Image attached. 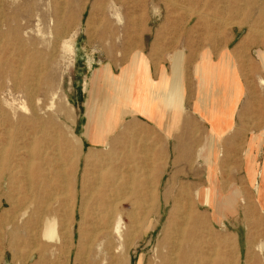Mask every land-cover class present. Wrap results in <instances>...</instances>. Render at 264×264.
Masks as SVG:
<instances>
[{
    "label": "rangeland",
    "instance_id": "374dc122",
    "mask_svg": "<svg viewBox=\"0 0 264 264\" xmlns=\"http://www.w3.org/2000/svg\"><path fill=\"white\" fill-rule=\"evenodd\" d=\"M0 2V198L9 193L16 201L14 210L0 204V264H264V0ZM135 55L151 80H169V68L180 67L177 78L189 91L205 56L213 65L232 62L255 93L263 112L251 126L260 128L249 131L246 123L223 139L217 131L214 180L207 179L210 132L192 106L195 94L183 99L155 82L159 98L176 101L162 105L176 112L165 125L175 128L162 129L123 101L122 82L100 71L106 65L116 78ZM97 133L103 141L85 136ZM107 152L120 236L89 240L94 227L81 202L98 169L103 176L97 160ZM60 157L67 188L58 178ZM229 183L243 195L220 223L195 195L211 189L222 202Z\"/></svg>",
    "mask_w": 264,
    "mask_h": 264
},
{
    "label": "crops",
    "instance_id": "0c3cea01",
    "mask_svg": "<svg viewBox=\"0 0 264 264\" xmlns=\"http://www.w3.org/2000/svg\"><path fill=\"white\" fill-rule=\"evenodd\" d=\"M207 57V56H206ZM208 59V58H207ZM225 61V60H224ZM224 61H221V63L213 65L210 64L213 68L218 67L220 65H222V63H225ZM229 63V62H227ZM230 67H231V71H232V81H231V85L234 86L235 90L233 89V92L230 94H227L226 96L222 95V94H218L216 92H212V93H208V94H203L200 91L206 87L209 89H214V84L213 81H208L207 84L204 85L203 80L201 79L200 76H198V74L196 73V77L199 79V83L198 86L196 88H194V91H189L191 89V87L189 85L184 86L183 82L180 81L179 79V85L178 88H175L173 86H170L169 83L172 81V77L168 80L165 77L161 76L162 78L156 80L153 79L151 80L149 73L146 69V74L141 71V73L143 74V76H138L139 80L141 81V85L138 86H133L132 84L129 85L128 87L125 85L123 86V88L126 90L125 92V97L128 99V95L131 96H139V101H141L140 103H144V101H150L151 103H153V105L151 104V106L153 107L151 110H145L142 107H138L136 105L135 101L132 102H127L124 100L123 98V94H121L120 91L117 92L120 93L122 95V99L124 102H127L131 107H134L137 113L142 114L143 116H145L146 119H148L149 121H151L155 126H159L162 129H166L165 125L168 122L167 119H169V117L174 116V114L176 113L175 111L169 112V111H165L162 110V105L164 104V102L166 103H171L174 102L173 104H175V98L170 99V94H168V96H165L163 98V96L160 98H162L160 100L159 98V94L157 95V92L155 91V82H159L160 80L164 81L163 86L166 85L167 83V91L172 90L173 91V95L176 94V91H179V94H181L183 92V99H188V93L191 94H195V100H193L192 102V106H194V109L196 110V113H198L201 117V119L203 120L201 123V128L205 129V130H209L210 133H208V135L210 137H207V141L210 142V144H208V147H216L217 144H215V141L217 140V131H219V137H221V139H223V134L224 133H231L234 131H240L243 129H246L245 124L247 123L248 126L247 129L253 130V129H259L255 128L256 125L251 126V121H252V117L253 115L261 114L263 111L262 106L259 102L256 101V97H255V93L253 92V90L251 89V87L249 85L245 86V83H242L239 79V75H238V70L237 68H235V66L233 65V63H229ZM200 66H198L196 68V72L197 69ZM127 69V67L124 68V72H126L125 70ZM145 69V68H144ZM171 69V73L173 76V67L169 68V71ZM127 73V72H126ZM183 75V71H180V67H179V71L178 74ZM147 75V76H146ZM128 76V75H127ZM127 78V77H126ZM105 80V79H104ZM167 80V81H166ZM182 83V84H181ZM148 84L151 86L147 87ZM153 85V86H152ZM131 88H135L136 92L134 93V95L128 94L127 92L129 91L128 89ZM149 88V92L150 95L149 97H145L144 98V93L145 89ZM169 88V89H168ZM202 88V89H201ZM152 90V91H151ZM159 92V91H158ZM171 95V96H173ZM233 95V96H232ZM182 96V94L180 95ZM134 102V103H133ZM133 103V104H132ZM150 103H147V105ZM157 106V109L156 107ZM189 103L183 101L180 106L182 107H186L188 106ZM179 106V104H178ZM155 108V109H154ZM154 111L156 112L154 114ZM135 112V111H134ZM147 112V113H146ZM153 116H152V115ZM247 119V121L245 122V120L243 119ZM112 127V126H111ZM172 128L174 129L175 127H167V129ZM224 132V133H223ZM256 134V133H255ZM254 135V134H253ZM250 135H247V139H250ZM205 143V142H204ZM186 146V144H183ZM189 146H191V143L187 144ZM203 145V144H202ZM201 145V146H202ZM205 145V144H204ZM254 150H256L255 146L253 147L251 153L253 155L254 160H256V154L254 153ZM213 160L212 156L209 157V165L207 167V179L208 180H212L214 178V165L213 163H211ZM244 171V170H243ZM245 174V172H244ZM214 180V179H213ZM229 191L226 195H224V197L222 198V202H218L216 201V196L215 193H213V191H211V189H206L203 192L198 191V193H196L195 198L197 199V205L200 207L202 206H209L212 211H210V215L211 217H213V219H218V222L221 223V218L226 216V212L231 210V207L233 206L234 202L236 201V198L239 197V201L241 200V195H243V190L242 188H239L238 186H236V184L229 183ZM189 188H191V186H189ZM204 196V197H203ZM201 197V198H200ZM212 197V198H211ZM205 202V204H204ZM214 202V203H213ZM218 202V203H217ZM202 203V204H201ZM166 204V203H164ZM219 204V205H218ZM216 205V206H213ZM217 211H216V207ZM215 210V211H214Z\"/></svg>",
    "mask_w": 264,
    "mask_h": 264
},
{
    "label": "bare ground",
    "instance_id": "6f19581e",
    "mask_svg": "<svg viewBox=\"0 0 264 264\" xmlns=\"http://www.w3.org/2000/svg\"><path fill=\"white\" fill-rule=\"evenodd\" d=\"M1 3V2H0ZM181 7V5H180ZM185 10V9H184ZM212 18V17H211ZM234 21V20H233ZM228 22V21H227ZM228 26V25H227ZM251 28V27H250ZM255 29V28H253ZM250 31V30H248ZM254 31V30H253ZM63 33V32H62ZM252 33V32H251ZM62 35V34H61ZM99 40L103 41V39H100ZM65 41V40H64ZM69 42V41H67ZM65 43V42H64ZM68 47L70 48L71 45L70 43H68ZM259 60L260 61H264V52L263 51H260L259 52ZM177 58L178 56L175 54V57L173 59V62L176 63L177 62ZM145 62H144V59L142 58L141 55H135L130 64L127 67V69L125 70L126 72L121 71V73L118 75V77H114L110 75L109 73V69L108 67L105 65L103 67H101L102 69L100 71H102L101 73L103 75L107 74V77L108 79H112V80H116L117 83H121L122 82V86L125 85V87L128 85H133V86H140L141 84V81L139 80V77L138 76H143V74L141 73V71H143L144 73L146 72V70L144 69L145 68ZM216 66V65H215ZM21 68V67H20ZM20 71V70H19ZM179 71V70H178ZM178 71L176 70V67L174 69V73H173V76H172V81L169 83L170 86H173L174 89L178 87L179 85V80L177 78L178 76ZM18 74V73H17ZM146 74V73H145ZM197 74L201 77V79L203 80V83L204 85L207 84L208 81H213V84H214V89H209V88H206L204 87L200 92L203 93V94H208V93H212V92H216L218 94H222L224 96H226L227 94H230L233 92V89L235 90L234 86L231 85V79H232V71H231V67L228 66V64L223 63L221 66H218V67H215L213 68L211 65H209V62L207 60V57L205 56L204 60L201 62V65L200 67L197 69ZM127 76V78H124V76ZM19 76V75H18ZM147 76V75H146ZM37 79V78H36ZM120 79V80H119ZM36 81V80H35ZM38 81V80H37ZM260 83H264V80L263 79H260L259 81ZM36 86V85H35ZM17 88V86H15ZM15 88V89H16ZM233 96V95H232ZM33 98V96H32ZM139 96H131L128 95V99H126L125 101L127 102H132V101H137L135 102L136 105L138 107H142L143 109L145 110H149V108L147 107V103H140L141 101H139ZM134 103V102H133ZM132 103V104H133ZM6 106V105H5ZM154 107H156L157 109V106L154 105ZM155 109V108H154ZM26 111V110H25ZM135 111V110H134ZM147 113V112H146ZM156 112L154 111V114ZM153 114V115H154ZM33 116H35L34 112L32 113ZM152 115V114H151ZM152 115V116H153ZM31 116V117H33ZM88 140H90L91 142L95 143L97 142L98 140L100 141H103V139H100L98 137V133L96 135H94V137H90V135H85ZM252 137V136H251ZM149 138V137H148ZM106 140V139H105ZM253 140V139H252ZM69 142V140H65V142ZM7 142V141H6ZM109 142L108 139H107V145H109ZM52 143V142H51ZM56 144V143H55ZM136 144V143H135ZM5 145V144H4ZM12 146V145H11ZM100 147V146H99ZM108 147V146H107ZM104 148V147H103ZM58 149V148H57ZM79 147H76V150L78 153H76L72 159H69L72 161V167H70V173L71 171H73L75 168L78 167V154L80 151H78ZM81 149V148H80ZM213 149H215V147H209V148H206V151H205V157H207L209 159L210 156L213 155ZM4 150V149H3ZM48 150V149H47ZM59 150V149H58ZM188 150V149H187ZM248 150V149H247ZM201 152V150H199L198 152V155L199 153ZM1 155V154H0ZM49 156V155H48ZM102 156V158L100 157ZM100 159H98L97 161L99 162V165H101V163H103L102 165V171H103V176L100 175L101 173V169H98V174L96 175L95 177V180H94V183L93 185L91 186V189L89 190V195H88V199L90 200L89 203H87V200L86 201H83L81 202V207L86 209L87 213H88V217L90 219V223L93 225L92 227H94L93 229V233H92V236L90 235V239L89 240H93L95 239L96 237L100 236V237H104L106 235H110L111 233H115L117 234L118 236H120V230H121V227L119 226V221H121L119 219V217L117 218L116 216V210H115V206H113L110 202V189H109V186H110V183H109V180H110V173L107 172L106 168L109 164V157H108V152L107 153H104V154H101L99 155ZM213 158V157H212ZM9 160V159H8ZM178 160V159H177ZM32 162V161H31ZM30 162V163H31ZM58 168H59V171H58V178H59V182L61 184V187H65L67 188L65 185H67L69 183L68 179H67V174H66V169L65 167L62 165L63 164V160L60 158H58ZM96 162V161H95ZM27 163V162H26ZM29 163V162H28ZM65 165V164H64ZM9 167V166H8ZM26 167H27V164H26ZM132 167V166H131ZM134 167V166H133ZM17 168H20V167H17ZM28 168V167H27ZM101 168V167H99ZM49 173V172H48ZM69 173V174H70ZM29 174V173H28ZM73 174V173H72ZM71 174V176H72ZM25 175V174H24ZM26 176V175H25ZM102 176V177H101ZM30 177V176H29ZM5 179V178H4ZM41 179V178H40ZM66 179V180H65ZM73 179V178H72ZM77 179V178H76ZM117 179V178H116ZM257 179V178H256ZM5 181V180H3ZM7 183H9L7 180H6ZM5 182V184H6ZM31 183V182H30ZM255 183V182H254ZM29 184V183H28ZM49 186V185H47ZM29 188V187H28ZM112 188V187H111ZM114 188V187H113ZM54 189V188H53ZM77 191V190H76ZM68 192V191H67ZM31 193V192H30ZM54 195V194H53ZM52 195V196H53ZM58 195V194H57ZM62 195V194H61ZM116 195V194H115ZM114 195V196H115ZM56 196V194H55ZM60 196V194H59ZM32 197V196H31ZM149 197V196H148ZM204 197V196H203ZM150 198V197H149ZM201 198V197H200ZM212 198V197H211ZM31 199V198H30ZM29 199V201H30ZM52 199V198H51ZM53 200V199H52ZM115 200V199H114ZM6 202L8 208L10 210H14L15 208V204H16V201H14L13 199V196H11L9 193H2L1 194V198H0V204H2V202ZM121 201V200H120ZM31 202V201H30ZM52 202V201H51ZM69 203V202H68ZM67 203V204H68ZM144 203V202H143ZM214 203V202H213ZM218 203V202H217ZM202 204V203H201ZM205 204V202H204ZM27 205V204H26ZM48 205V204H47ZM45 205V206H47ZM219 205V204H218ZM44 206V207H45ZM64 207L65 206V201L63 199L59 200V207ZM213 206H216V205H213ZM24 208V207H23ZM217 208L218 206L216 207V211H217ZM44 209V208H43ZM83 209V210H84ZM21 210V209H20ZM72 213H73V206H72V209L70 210ZM82 211V210H81ZM215 211V210H214ZM26 212V211H25ZM18 213V211L16 212ZM82 214V213H81ZM25 215V214H24ZM83 215V214H82ZM15 217V216H14ZM14 217L13 219H9V221H13L11 223H14ZM4 219L0 217V222H2ZM28 220V219H27ZM114 220V222L112 223L111 221ZM40 222V221H39ZM67 235V234H66ZM32 238V237H31ZM34 238V237H33ZM93 242V241H92ZM84 243V242H83ZM87 244V248L88 245H91L90 243H86ZM87 252V251H86ZM89 252V251H88ZM79 254V253H77ZM78 256V255H77ZM80 256V255H79ZM85 257V256H84ZM86 259V258H85ZM83 264V263H82Z\"/></svg>",
    "mask_w": 264,
    "mask_h": 264
}]
</instances>
